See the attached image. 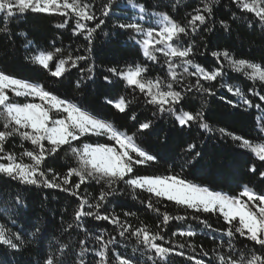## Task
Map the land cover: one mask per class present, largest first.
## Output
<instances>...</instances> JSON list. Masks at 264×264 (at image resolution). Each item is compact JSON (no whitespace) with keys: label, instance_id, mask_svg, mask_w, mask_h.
I'll return each mask as SVG.
<instances>
[{"label":"snow or ice","instance_id":"obj_1","mask_svg":"<svg viewBox=\"0 0 264 264\" xmlns=\"http://www.w3.org/2000/svg\"><path fill=\"white\" fill-rule=\"evenodd\" d=\"M180 2L181 0H175L170 5L171 9L178 11ZM231 3L241 11L242 19L244 14L248 15L247 27L255 31L258 25L264 26V0H231ZM219 4L220 0H203L199 7L193 8L194 14H190V19L186 23H181L176 21L170 12L150 13L146 0L143 3L126 0V5L137 9L138 14L134 18L133 16L124 18L126 22H120L122 18L116 16L114 28L129 29L139 34L141 39L136 42L141 46L143 55L148 60L157 61V54H163L167 64V75L164 79L159 77L149 79L145 73H148L150 68L147 65L134 64L126 69L107 68L103 80L113 84L112 77L121 78L129 86H135L145 94L146 103L156 108L153 116L157 113H168L175 116L181 126L194 122L196 127L205 132H219L221 136L238 141L239 147L250 150L259 161L264 162V136L259 138L261 142L250 141L226 128H214L208 122L203 108L195 111L183 110L184 104H190L191 94L194 91L215 96L217 93L213 91L214 86H205L201 81H216L224 74L222 67L206 69L196 63L194 46L192 44L185 46L181 43L182 38L188 36L190 31L196 33L199 29L200 33L209 34L201 45L207 50L209 47H218L212 39L217 32L226 31L231 34V26L226 19L219 21V29L215 27L216 22L213 17ZM120 7L119 0H103L99 6L94 0H0V14H3L0 19L2 24L0 37L11 40L13 35L17 38L26 36L27 33H13L10 23L13 19L25 16L29 12L59 15L63 19L56 27L70 28L71 35L82 36L85 41L84 51L88 55L73 56L69 53L64 57L63 49L56 47L53 50L40 51L35 55H26L25 59L47 70L54 78H66L71 74L72 69H77L85 72L87 79L91 80L95 68L92 60L94 36L98 30L102 31L103 27L112 23L115 10ZM97 12L100 13L99 16ZM152 19H155L158 26H153L150 22ZM89 22L95 23L90 26ZM260 31L264 34V27H261ZM131 38L136 39L135 36ZM32 43L28 40L24 43V48L31 51L29 45ZM99 55L100 53L97 52V56ZM211 55L218 61L222 57L223 61H226L236 72L257 81L261 86L260 92H264V61L238 59L228 49L211 51ZM53 61H55L52 65L54 70L50 67ZM190 68L193 71L190 72ZM177 69H182V73H178ZM183 75L195 76L196 80L194 83L184 84L180 90H177L175 85L181 84ZM82 83L83 79L77 80L76 87L80 88ZM221 87L223 88L224 85L221 84ZM228 91L239 98L237 107L240 104L260 107L254 104L239 87L235 89L229 87ZM260 92L254 94L264 101V95ZM19 97H24L26 100L31 98V102H19L15 99ZM37 100L39 102H35ZM108 102L113 103L111 100ZM133 102L121 97L115 102V107L120 112H125ZM228 103L233 104V101L229 100ZM131 119L136 121L137 116L133 113ZM152 126L153 121L146 119L139 123L138 132L151 129ZM0 127H2L0 176L7 177L18 185L58 189L71 195L77 203L73 220L67 223L63 230L67 235L82 234L84 238L78 239L75 245L57 242L52 245L55 249L52 254H38V258L31 264H141V258L145 253L141 252L140 256L125 255L123 251H114L113 247H110L118 246L117 237L125 239L134 237L137 245L152 253L147 256L143 264L149 262L171 264L172 255L184 257L185 248L195 252L197 246L191 243L164 246L159 243L165 240L161 225L167 228L170 221L189 219L198 221L206 229L217 233L219 237L215 249L205 250L201 247L198 257L188 254L187 260L190 264H264V190H256L254 187L244 185L238 194H228L201 186L180 174L138 175L135 171L136 166L155 161L157 156L151 154L143 143L139 142L136 132L128 134L121 131L112 122L90 112L74 99L62 98L46 85L19 78L2 68H0ZM259 132L264 133V124H261ZM88 135H106L118 148L107 144L88 143L75 146L81 137ZM16 137L22 142H29L31 148H24L22 143L20 147L23 151L19 155L6 150L7 144ZM64 146H67V150L74 158L75 165L69 164L66 173L61 175L49 168L47 163L50 159L57 158L61 151H65ZM187 150L190 155L185 160V165L195 168L204 162V153L196 144H189ZM25 157L28 162H25ZM185 165H181V169ZM260 167H264V164ZM249 171L264 179V171H259V167L254 162L250 164ZM92 182L101 186L98 197L94 198L95 203H91L87 195H82V186L87 188ZM121 182L129 188L149 193L146 207L162 217L157 226L161 230L152 231L147 226L134 227L126 219L122 220L120 215L108 214L106 204L110 203L109 196L115 193L117 190L115 186ZM152 197L156 198L155 202ZM244 197L247 199H243ZM162 200L192 210L193 214L173 215L167 210L161 212L156 205ZM12 203L20 214H24L26 202L18 193L12 194ZM204 214L221 216L225 222L224 227L213 228L206 217L201 218ZM134 215L132 212L123 213L124 217ZM88 218L115 226L112 231L117 235H110L105 239L103 234H95L93 240L96 247H90L91 241L88 238L92 236L94 229L89 225ZM30 227L35 229L33 236L44 231L38 224H32ZM78 229L81 231H77ZM171 235L191 238L197 233L191 229L188 231L180 229L173 231ZM239 238L249 243L244 244ZM213 239L216 241L217 237L214 236ZM26 243L30 241H26L24 232H13L0 225V246H4L5 250L21 251ZM238 244L241 245L239 249ZM225 245L227 251L224 250ZM132 251L136 253L138 248L134 247ZM0 264L3 262L0 261Z\"/></svg>","mask_w":264,"mask_h":264},{"label":"trees","instance_id":"obj_2","mask_svg":"<svg viewBox=\"0 0 264 264\" xmlns=\"http://www.w3.org/2000/svg\"><path fill=\"white\" fill-rule=\"evenodd\" d=\"M94 2L99 6L103 0H94ZM136 2L143 3L145 0H136ZM146 2L149 5L150 13L156 11L170 12L176 21L186 23L190 19V14H194L193 8L199 7L203 0H181L178 11H173L170 7L175 0H146ZM119 3L121 7L115 10L112 23H108L102 31L98 30L94 36L92 60L95 68L91 80L87 79L85 72L77 69H72L71 74L67 75L66 78H54L50 76L47 70L25 59L26 55H35L40 51L53 50L56 47L63 49L62 55L64 57L69 53L73 56L88 55L84 51L85 41L83 37L71 35L70 28L58 29L56 25L61 23L63 18L55 14H33L29 12L25 16L13 19L10 23L13 33H27V35L19 38L13 35L11 40L7 37H0V68L7 73L15 74L19 78L44 84L62 98L74 99L75 102L83 104L90 112L112 122L121 131L128 132V134L136 132L139 142H142L151 154L157 156L155 161L145 165H137L135 171L138 175L180 174L201 186H207L211 190L228 194H238L244 185L254 187L256 190H264V179L249 171L250 164L253 162L259 167V171H264V167H260L264 162L259 161L250 150L239 147L238 141H233L227 136H221L219 132H205L196 127L194 122L181 126L176 117L168 113H157L153 116V113L156 112L155 106L146 103L147 97L138 88L129 86L126 81L119 77H112L113 84H108L103 80V74L106 73L107 68L126 69L129 66H134V64L147 65L150 71L145 73V76L149 79L157 77L164 79L167 75V64L163 54H157V61L148 60L143 55L141 46L136 42L141 39L139 34L129 29L114 28L116 16L122 18L120 22H126L124 18L129 16L134 18L138 14L130 5H126V0H119ZM217 9L216 15L213 17L216 22L215 27L219 29L221 19H226L231 26V34L226 31H219L212 37L213 43L218 47H209L207 50L202 47L201 45L204 44L205 38L209 34L200 33L199 29L196 33L190 31L188 36L182 38L181 43L185 46L187 44L194 46V61L196 63L206 67V69L222 67L224 74L222 77H218L216 81H201L205 86H214L213 91L217 93L215 96L194 91L191 94L190 104H184L183 110L195 111L203 108L208 117V122L214 128L223 127L250 141L261 142L259 138L264 136V133H260L259 128L261 124H264V101L254 94V92H260V84L248 79L242 73L236 72L226 61H223L222 57L218 61L211 55V51L228 49L235 58H247L256 62L264 61V34L260 31V28L264 26L258 25L255 31L247 27L248 15L244 14L242 19L241 11L231 3V0H220ZM97 15L99 16L100 13L97 12ZM2 17L3 14H0V19ZM94 23L89 22V25L93 26ZM133 36L136 37L135 40L131 38ZM28 40L33 42L29 45L31 51L24 48V43ZM97 52L100 53L99 56H97ZM177 62L179 63V61ZM54 63L55 61L50 64V67ZM81 63L83 64V62ZM177 71L182 73V69H177ZM189 71L191 72L193 69L190 68ZM80 79H83V83L80 88H77L76 82ZM168 79L170 80V77ZM195 80V76L183 75L181 84L175 85V87L180 90L184 84L194 83ZM221 84L224 85L223 88ZM229 87L233 89L239 87L244 90L247 97L260 107H248L243 104L237 107L239 98L228 91ZM260 94L264 95V92H260ZM222 96L223 99H221ZM121 97L134 101L129 108H126L125 112H120L115 107V102ZM15 99L19 102H31V98L27 100L24 97ZM109 100L113 103H109ZM229 100H232L233 104H229ZM133 113L137 116L136 121L131 119ZM146 119L153 121L152 128L138 132L139 123ZM22 143L24 148H31L29 142H22L19 137H16L7 144L6 150L19 155L23 151L20 147ZM83 143L107 144L118 148L115 142L106 135L81 137L75 146ZM189 144H196L204 153V162L195 168L185 165V160L190 155L187 150ZM64 147L65 151H61L57 158L50 159L47 163L49 168L61 175L66 173L69 164L75 165V160L67 150V146ZM24 159L25 162H28L26 157ZM181 165H185L183 169H181ZM115 187L117 190L109 196L110 203L106 204L108 214L120 215L122 220L126 219L134 227L147 226L152 231L161 230L157 226L162 217L146 207L149 193L129 188L123 182ZM100 190V184L92 182L87 188L82 186V195H87L90 202L95 203L94 198L98 197ZM13 193H18L25 200L24 214H20L13 205ZM152 199L155 202L156 198L152 197ZM243 199L246 200L247 198L244 197ZM156 206L160 208L161 212L167 210L173 215L188 214L191 216L193 214L192 210L178 207L174 202L167 200H162ZM76 208V199L68 193L58 189L18 185L17 182L0 176V225H4L13 232H24L26 241H30V243L25 244L21 251L5 250L4 246H0V261L3 264H31L34 259L38 258V254H52L55 251L52 245L57 244V242L75 245L78 239L84 238L83 235L78 236L76 233L67 235L63 227L73 220ZM125 212H132L135 215L124 217L123 213ZM205 217L213 228L224 227L225 222L221 216L204 214L201 218ZM88 223L94 229L92 236L88 238L91 241L90 247H96L93 240L95 234H103L105 239H108L110 235H117L116 232L112 231L115 226L107 222L94 221L88 218ZM32 224H38L44 231L33 236L32 233L35 229L30 227ZM161 228L165 240L159 243L164 246L179 243H191L197 246L195 252L190 248H185L184 257L172 255L170 257L171 264H190L187 260L188 254L198 257L201 247L205 250H212L216 248V244L219 242L217 233L206 229L198 221L191 219L170 221L167 228H163L162 225ZM180 229L184 231L191 229L197 235L191 238L171 235L173 231ZM77 231L81 230L78 229ZM214 236L217 237L216 241L213 239ZM117 239L119 241L118 246L110 247H113L114 251H123L125 255L140 256L141 252L145 253L141 258V264L147 259V256L152 255L150 251L137 245L134 237L128 239L117 237ZM225 239L227 238L225 237ZM239 239L244 244L249 243L243 238ZM134 247L138 248L136 253L132 251ZM240 247L241 245L238 244L237 248ZM224 250H228L226 245ZM177 251H179L178 248Z\"/></svg>","mask_w":264,"mask_h":264},{"label":"rangeland","instance_id":"obj_3","mask_svg":"<svg viewBox=\"0 0 264 264\" xmlns=\"http://www.w3.org/2000/svg\"><path fill=\"white\" fill-rule=\"evenodd\" d=\"M134 10H136V11L138 12L137 9H134ZM152 24H153V26H158V25H156V23H155V19L152 20ZM139 36H140V35H139ZM140 38H141V37H140Z\"/></svg>","mask_w":264,"mask_h":264}]
</instances>
